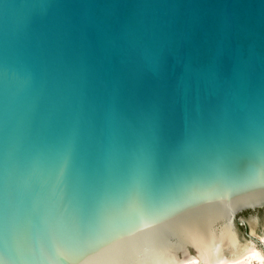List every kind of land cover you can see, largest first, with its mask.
Returning <instances> with one entry per match:
<instances>
[{
	"label": "water",
	"instance_id": "1",
	"mask_svg": "<svg viewBox=\"0 0 264 264\" xmlns=\"http://www.w3.org/2000/svg\"><path fill=\"white\" fill-rule=\"evenodd\" d=\"M236 206L264 211V0H0V264H150Z\"/></svg>",
	"mask_w": 264,
	"mask_h": 264
},
{
	"label": "bare ground",
	"instance_id": "2",
	"mask_svg": "<svg viewBox=\"0 0 264 264\" xmlns=\"http://www.w3.org/2000/svg\"><path fill=\"white\" fill-rule=\"evenodd\" d=\"M237 207L223 208L200 222L185 224L162 239L160 235H151L150 264H251L261 261L262 255L254 245H239L232 220ZM262 243L264 246V237ZM189 248L195 250V256H190Z\"/></svg>",
	"mask_w": 264,
	"mask_h": 264
},
{
	"label": "rangeland",
	"instance_id": "3",
	"mask_svg": "<svg viewBox=\"0 0 264 264\" xmlns=\"http://www.w3.org/2000/svg\"><path fill=\"white\" fill-rule=\"evenodd\" d=\"M233 225L239 245L252 244L262 255L261 261L252 262L251 264H264V246L262 243L264 237V211L246 210L240 212L236 215ZM189 254L193 257L196 255V252L193 248H189Z\"/></svg>",
	"mask_w": 264,
	"mask_h": 264
}]
</instances>
